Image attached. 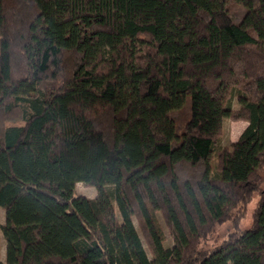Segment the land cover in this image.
Segmentation results:
<instances>
[{
    "label": "trees",
    "instance_id": "16d2710c",
    "mask_svg": "<svg viewBox=\"0 0 264 264\" xmlns=\"http://www.w3.org/2000/svg\"><path fill=\"white\" fill-rule=\"evenodd\" d=\"M0 207V264H264V0H0Z\"/></svg>",
    "mask_w": 264,
    "mask_h": 264
},
{
    "label": "rangeland",
    "instance_id": "374dc122",
    "mask_svg": "<svg viewBox=\"0 0 264 264\" xmlns=\"http://www.w3.org/2000/svg\"><path fill=\"white\" fill-rule=\"evenodd\" d=\"M232 107L234 109L239 108V103L237 101V98L234 97L231 101ZM248 124V121L246 119L242 118H232V117H226L223 120V129L221 132V135L218 139V143L222 146L228 145L230 142L236 141L246 125ZM97 188L94 186L86 185L83 182H78L76 184V194L78 195H84L87 197H95L97 195ZM257 199V198H256ZM256 199H254L248 206V210L246 212V215L244 219L241 221V227L246 228L251 225L252 222V216L251 212L255 206ZM164 235H165V245L172 246L174 243L173 236L170 232L169 227L165 224V222L162 219L161 214L159 213L158 215ZM134 223L139 230L141 237L143 239L144 245L147 249L149 257L152 256L151 250L149 249L147 242L144 238V236L141 233L140 227H139V221L138 219L134 216L133 217ZM0 222L4 223L5 222V210L0 207ZM233 224L230 222H226L224 224H219L216 226V229L212 236L210 237V242L208 246H213L214 244L219 243L225 236L226 234L233 229ZM0 256L3 261L6 260V241L3 237V234L1 232L0 234Z\"/></svg>",
    "mask_w": 264,
    "mask_h": 264
}]
</instances>
